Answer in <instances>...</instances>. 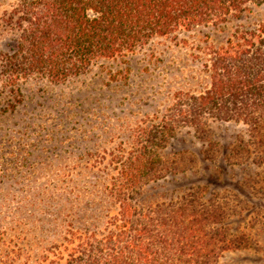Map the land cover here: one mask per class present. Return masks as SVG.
<instances>
[{
	"label": "rangeland",
	"instance_id": "obj_1",
	"mask_svg": "<svg viewBox=\"0 0 264 264\" xmlns=\"http://www.w3.org/2000/svg\"><path fill=\"white\" fill-rule=\"evenodd\" d=\"M34 1L0 0V264H37L64 219L78 230L99 227L121 154L144 148L179 100L204 94L213 49L264 26V4L250 3L226 23L155 38L61 84L36 75L11 81ZM180 124L175 139L154 150L170 168L182 161L189 171L169 173L147 197L205 188L242 244L218 264H264V162L255 157L262 148L243 124L210 120L201 133Z\"/></svg>",
	"mask_w": 264,
	"mask_h": 264
},
{
	"label": "trees",
	"instance_id": "obj_2",
	"mask_svg": "<svg viewBox=\"0 0 264 264\" xmlns=\"http://www.w3.org/2000/svg\"><path fill=\"white\" fill-rule=\"evenodd\" d=\"M250 3L264 0H35L30 22H24L20 60L10 63L9 78L16 82L36 75L61 84L155 38L226 23ZM210 55V86L204 94L179 100L176 114L147 133L144 148L143 138L138 139L140 150L118 158L99 227L78 230L64 219L65 230L41 251L37 264H218L241 247L225 226L224 207L205 188L169 200L147 197V190L169 173L189 171L182 161L170 168L154 150L175 139L179 123L196 133L204 132L210 120L243 124L262 148L255 157L264 162V26L237 31Z\"/></svg>",
	"mask_w": 264,
	"mask_h": 264
}]
</instances>
